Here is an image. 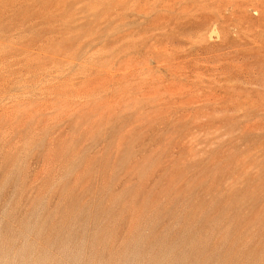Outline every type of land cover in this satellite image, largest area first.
I'll return each instance as SVG.
<instances>
[{
	"label": "rangeland",
	"instance_id": "rangeland-1",
	"mask_svg": "<svg viewBox=\"0 0 264 264\" xmlns=\"http://www.w3.org/2000/svg\"><path fill=\"white\" fill-rule=\"evenodd\" d=\"M0 264H264V0H0Z\"/></svg>",
	"mask_w": 264,
	"mask_h": 264
}]
</instances>
